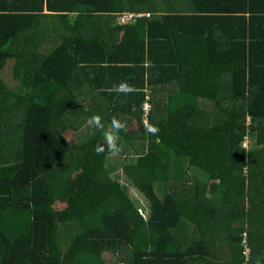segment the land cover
Segmentation results:
<instances>
[{"label":"trees","instance_id":"trees-1","mask_svg":"<svg viewBox=\"0 0 264 264\" xmlns=\"http://www.w3.org/2000/svg\"><path fill=\"white\" fill-rule=\"evenodd\" d=\"M96 114L127 125L121 175ZM246 242L256 264L264 0H0V264H244Z\"/></svg>","mask_w":264,"mask_h":264},{"label":"clouds","instance_id":"clouds-1","mask_svg":"<svg viewBox=\"0 0 264 264\" xmlns=\"http://www.w3.org/2000/svg\"><path fill=\"white\" fill-rule=\"evenodd\" d=\"M150 63V61H145L146 66L150 65ZM136 90V87L129 84L126 80L121 81L119 84L113 85V87L109 89L110 92H115L118 95H129L136 92ZM148 100L149 97H147V101L144 103V105L149 102ZM87 124L103 132V142L97 143L95 146L98 155L105 151L109 152L113 156L119 155L121 153L122 148L120 146V133L127 130V125L125 122L121 121L116 116H113L110 122V127L105 129L102 117L99 114H96L88 118ZM145 131L150 135H158L160 129L157 126L146 122ZM245 142L246 141L242 143V147L247 148V143ZM242 254L244 256V264L249 263L251 249L248 247L247 242L242 248ZM262 258L264 257H258L256 264H261Z\"/></svg>","mask_w":264,"mask_h":264},{"label":"rangeland","instance_id":"rangeland-1","mask_svg":"<svg viewBox=\"0 0 264 264\" xmlns=\"http://www.w3.org/2000/svg\"><path fill=\"white\" fill-rule=\"evenodd\" d=\"M149 98H151V96H148ZM166 99H167V102H168V98L167 96L165 95ZM72 137H68V139H72ZM253 139H249L247 140L245 143H247V149L249 150H252L250 149V144L252 142ZM244 146V145H243ZM254 149V148H253ZM132 154V149L130 147H127L126 145H123L122 146V151L119 155H116V156H109L108 157V160L109 162H107V164L109 165L110 167V170L112 171V174H116V175H121V169L122 167L121 164L125 163V162H130V158L129 157H132L133 155ZM135 156V155H134ZM170 164H171V171L174 170V166L176 164V157L173 153L170 154ZM180 165H182L184 168L183 170H189V172L191 173L192 177L194 176L192 174V172L190 170H199L198 168H195V167H190V165L187 163V161L185 159H182L181 160V163ZM122 179H125L124 177H122ZM138 194V193H137ZM131 195H135V191L131 192Z\"/></svg>","mask_w":264,"mask_h":264},{"label":"built area","instance_id":"built-area-1","mask_svg":"<svg viewBox=\"0 0 264 264\" xmlns=\"http://www.w3.org/2000/svg\"><path fill=\"white\" fill-rule=\"evenodd\" d=\"M133 17H135L134 15H128V16H124L122 18V22H126L128 20H131ZM144 115H143V121L144 123L148 122V115L150 113V110H151V105L149 102H147L145 105H144Z\"/></svg>","mask_w":264,"mask_h":264},{"label":"crops","instance_id":"crops-1","mask_svg":"<svg viewBox=\"0 0 264 264\" xmlns=\"http://www.w3.org/2000/svg\"><path fill=\"white\" fill-rule=\"evenodd\" d=\"M175 89H176L175 87H172V88H171V90H174V91H175ZM163 95H166V93L163 94ZM88 100H91V99L88 98ZM160 104H163V103H160ZM120 146H121V148H122L123 145H120ZM127 147H129V146H127ZM110 156H112V154H111ZM108 162H109V160H108ZM109 163H110V162H109ZM127 163H128V162H125V163L121 164L120 167L123 168ZM187 163H188V162H187ZM188 164H189V163H188ZM121 170H122V169H121ZM187 171L189 172V170H187ZM190 171L192 172L193 175H197V171H196V170H190ZM189 173H190V172H189ZM190 174H191V173H190Z\"/></svg>","mask_w":264,"mask_h":264}]
</instances>
